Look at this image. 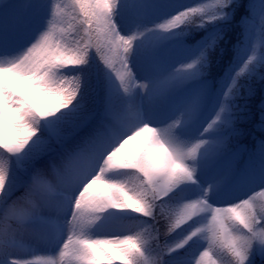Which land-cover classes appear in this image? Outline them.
Segmentation results:
<instances>
[{
  "label": "clouds",
  "instance_id": "obj_1",
  "mask_svg": "<svg viewBox=\"0 0 264 264\" xmlns=\"http://www.w3.org/2000/svg\"><path fill=\"white\" fill-rule=\"evenodd\" d=\"M104 2L112 5L111 15L106 18L102 17L96 7ZM119 3L120 0H45L47 15L42 18V26H38L34 35L14 50L0 48V161L9 160L10 157H26L33 146L43 139L42 132L47 126L64 121L84 107L87 86L84 68L89 66L93 53L102 66L100 71L106 82L109 104L115 103L123 94L127 99L122 104V113L135 114L134 118L126 121L117 117L113 124L107 126L106 132L100 133L98 139L86 143L64 162L60 203L64 209L71 205V213L65 222L67 237L58 250L61 259L65 256L62 249L67 247L65 241L68 236L73 231L81 230L77 209L81 206L82 196L88 198L87 205L94 209L85 230L89 238V229H104L108 226L112 215L109 213L110 209L128 210L155 219L157 201H161L181 184L187 183L190 177L194 180L198 156H208L216 146L214 141L203 138L183 140L177 132L178 128L187 127L195 120L202 103L201 96L193 97L179 114L166 124L154 125L142 120L141 107L133 97V91H121L118 77H113L117 64L119 69L131 74L132 82L137 79L130 63L133 47L116 50L113 45L115 38L123 35L115 19ZM233 4L234 0H199L198 3L187 7L176 4V10L171 15L154 25L156 29L157 25L168 23L171 28L163 32L156 31L153 35L156 38H167V35L181 34L175 30H198L228 20L231 18L229 9ZM243 28V42L238 46V56L242 60L239 70L245 65L247 67L239 75L238 70L232 78L235 83L231 81L229 95L236 89L237 79L241 75L255 72L257 67L264 63V0H251L250 18L243 22ZM210 35L214 43L218 32ZM210 47L211 44H206L201 50L203 56L200 52L187 62L192 63L195 60L193 67L199 75L202 68L207 66L206 53ZM13 79L24 80L36 91L39 89L40 92L48 94L46 98L41 97V111H37L30 93L26 94L13 86ZM189 79L191 78L179 76L174 81ZM158 81H141L138 88L152 99L159 93ZM6 107L18 110L17 119L11 123L14 132L8 134L4 132L8 124L3 118ZM221 107L224 111L220 113L219 119L216 115L213 116L215 124L209 128V121L203 132L228 123V108L224 104H221ZM138 138L146 141L142 147L133 146V142ZM194 147L195 154L192 153ZM159 149L163 151L159 153L158 163ZM80 161H83V167L76 170L74 165ZM110 170H130L137 174L139 183L161 171L170 179L158 194H150L147 200L140 201L135 208H129L120 192L112 189L111 199L121 205L116 208L108 196L100 192L85 191L97 177ZM4 187V179L0 177V193H3L0 200L6 201L4 207L7 208L9 201L13 200H7L10 193H4ZM214 187L218 188V185L205 187L199 197L185 200L174 205L171 211L165 212V236L182 229L201 214H207L199 226L191 227L172 244L153 249L154 237L151 231H145L139 224L130 225L140 229L135 235H140L145 249L148 250L150 264H166V253L184 248L194 237L207 240L208 244V247L199 252L195 264H256L257 257L264 260V188L256 192L261 198L259 200L254 199L252 193L234 203L213 205L208 197ZM77 188L79 190L73 196ZM12 227L16 238L32 236V231L23 222L19 221ZM132 236L106 235L90 239L103 250L104 243L121 245L122 241ZM16 252L14 249L13 253ZM15 256H4L5 264H11L12 257ZM54 264H57L56 260Z\"/></svg>",
  "mask_w": 264,
  "mask_h": 264
},
{
  "label": "rangeland",
  "instance_id": "obj_2",
  "mask_svg": "<svg viewBox=\"0 0 264 264\" xmlns=\"http://www.w3.org/2000/svg\"><path fill=\"white\" fill-rule=\"evenodd\" d=\"M198 2L199 0H120L118 14L115 17L122 34L144 32L142 37H137L134 41L133 54L130 57V63L137 79L131 83V89L133 97L140 104L142 120L154 125L166 124L179 114L187 102L199 95L202 97V103L195 120L187 127L178 128L177 132L183 140L191 141L203 138L216 143L215 148L208 156H198L195 173L197 183L181 184L161 200L165 206H174L185 200L195 199L209 185H218V188L214 187L212 194L208 197L211 204L234 203L259 191L252 184V176L261 181L260 189L264 188V157L256 165H252L250 159L246 157L239 167L238 163L241 158L239 152L228 153L225 146L218 144L213 139L214 128L203 132L204 126L219 110L222 97L221 92L212 90L208 79L199 75L186 81H173L159 90V93L152 99H149L138 88L141 81L164 79L173 73L179 65L187 63L199 55L205 45L209 44L210 33L193 45L187 44L183 40L182 30H175L181 34L167 35V38H156L153 35L154 32L160 31L155 29L154 25L164 17L171 15L176 10L174 7L176 4L187 7ZM46 15L45 0H0V48L14 50L22 46L34 35L38 26H42V18ZM146 29H151V31H145ZM119 67L117 64L116 68L119 69ZM100 68L102 66L99 65L93 53L89 66L84 68L85 75L91 70V81L87 80L84 107L64 121L47 126L42 132L43 139L41 140H48L52 144V152L57 155L53 166L47 168L53 172L44 175L45 193L48 200L43 202L40 211V217L43 219L35 220L31 224L32 236L16 238L15 250L17 252L13 253L16 255L12 257L13 259L37 260L40 258V262H42L51 258L56 260L57 264H69L68 259H61L58 252L67 237L65 222L71 213V205L66 209L59 206L62 200L60 190L64 175V162L83 148L86 143L98 139L100 133L106 132L107 126L113 124L117 117L126 121L134 118L135 115L134 112L122 113V104L127 99L123 94L115 103L109 104L106 82ZM113 77L115 78V72H113ZM11 83L20 91L26 94L30 93L34 103H42L40 93L26 81L13 79ZM121 91L123 92V88ZM4 132L8 134L14 132V129L10 124H7ZM145 142V139L138 138L133 142V146L142 147ZM14 159L19 167V174L12 194L20 189L24 190V185L30 182L32 177L30 172L32 170L24 164L26 159L24 157L19 159L14 157ZM55 166L56 169H54ZM82 167L83 161L74 165L76 170ZM105 175L106 178L123 182L129 187L139 185L137 174L130 170H110ZM97 183L98 186L103 184L102 181ZM78 190V188L75 189L73 196ZM253 196L255 198L258 195L253 193ZM12 199L11 197L10 200ZM19 199L17 197V200ZM33 199L40 203L38 198L34 197ZM2 206L3 204L0 203V207ZM109 213L112 215L108 226L104 229L95 227L89 229L90 238L106 235H130L131 228L127 218L131 215H138L140 225L149 224L148 217H140L139 214L128 210L110 209ZM206 216L207 214H201L182 229H178L179 238L186 234L191 227L199 226ZM15 220L19 222L16 218ZM191 242L195 243L196 249L190 252L191 257L187 263L190 264L192 260V264H195L196 255L208 247V244L207 240L200 237H194L189 244ZM33 252L36 256H32ZM0 264H5V261L0 260Z\"/></svg>",
  "mask_w": 264,
  "mask_h": 264
},
{
  "label": "trees",
  "instance_id": "obj_3",
  "mask_svg": "<svg viewBox=\"0 0 264 264\" xmlns=\"http://www.w3.org/2000/svg\"><path fill=\"white\" fill-rule=\"evenodd\" d=\"M250 5L251 0H234L233 6L229 9L231 12L230 19L222 20L203 29H190L182 34L183 39L188 44L193 45L204 39L208 33L218 32V37L214 43L211 35L209 36L208 43L211 44V47L207 49L206 53L208 63L206 67L202 68L200 75L210 80L213 91L222 93L219 108L221 104L227 106L228 123L221 124L219 128H214L213 139L218 144L225 146L228 153L239 152L241 156L238 163L239 167L242 165V160H246V157L250 159L252 165H256L261 156H264V63L259 65L255 72L241 75L237 79V87L233 93L225 96L232 78L242 66V60L238 56V46L243 42V22L250 18ZM90 71L86 73V80L88 81H91ZM51 147L52 145L48 140H40L27 155L28 162L26 164L34 173L38 170L44 173L49 170L48 167L53 166L57 155L48 152ZM4 161L10 169L11 177L14 185H16L19 170L15 165V159L10 157L9 160ZM244 164L246 163L244 162ZM253 183L256 187L261 185L255 179ZM23 196L24 191L16 192L12 200L16 201L17 197ZM254 199L259 200L261 198L257 196ZM173 207L172 205L165 206L162 202L157 201L154 210L155 219L149 218V224L143 226L144 230H150L154 237L153 249L165 244H172L177 240V230L167 236L164 235L165 212L171 211ZM161 209L165 211L162 212ZM138 218V215L128 217L129 225H140ZM130 228V235L133 236L137 231H140L134 226H130ZM194 245L195 243H191L185 249L166 253V264H184V262H180L181 259L190 256L189 251L195 248ZM198 254L196 258H198ZM3 258L4 256L0 255V259ZM256 264H264V260L257 257Z\"/></svg>",
  "mask_w": 264,
  "mask_h": 264
},
{
  "label": "snow or ice",
  "instance_id": "obj_4",
  "mask_svg": "<svg viewBox=\"0 0 264 264\" xmlns=\"http://www.w3.org/2000/svg\"><path fill=\"white\" fill-rule=\"evenodd\" d=\"M102 15V17H108L111 15L112 5L109 2H104L96 6ZM107 27V25H105ZM171 28V25L168 23H162L156 26V29L161 32ZM145 31H151V29H146ZM144 32H134L130 35H122L115 38L113 45L114 49H127L134 46V41L137 37H142ZM47 39V37H46ZM203 56V52L200 54ZM59 58V57H58ZM195 60L192 63H184L178 66V68L164 79L158 81V89L161 90L164 86L170 84L179 76H185L187 78H192L199 75L193 67ZM247 66L240 68L237 75L242 73ZM115 77H118L121 87L124 92H130L131 89V74L123 71L121 69H116ZM235 83V79L232 81ZM19 90V89H18ZM231 89L225 93V96L229 95ZM37 92L40 93L41 97H47V93L40 92L37 89ZM35 107L37 111H41V104H36ZM17 109L5 108L3 113V118L6 123L10 124L13 120L17 119L16 112ZM224 111V108L221 107L220 111L216 113V118L219 119L220 113ZM215 124V120H211L209 123V128ZM179 151V148L177 149ZM163 150L159 149L157 153V159L159 163V153ZM196 148L194 147L192 153L195 154ZM179 166V165H177ZM107 172V171H106ZM105 172V173H106ZM105 173H102L101 176L97 177L93 181V184L89 186V191L91 193L100 192L103 195H106L111 200V203L116 207L120 208L121 205L116 201L111 199L112 189H117L123 200L127 203L129 208L137 207L138 203L142 200H147L150 194L156 195L159 193L161 187L168 182L170 177L166 176L162 171L156 175L151 176L147 180H141L138 186L129 187L123 182L111 180L106 178ZM0 177L4 179L5 187L4 193H11L14 188V181L10 174V169L7 166L5 161H0ZM98 181H102V186H98ZM188 182L197 183L196 179L189 178ZM24 196L19 200L13 201L7 208L0 207V255L11 256L13 255V250L16 245V236L15 230L11 225L8 224L9 219L16 218L18 221L23 222L25 226L32 231L31 224L35 220H42L40 217V211L43 206V202L48 200L45 195V181L44 173L42 171H36L30 182L27 185H24ZM257 191L253 192L256 193ZM0 196H3V193H0ZM38 198L40 203L36 202L33 198ZM87 197H81V206L77 209L79 213V219L81 220V230L80 232L73 231L71 235L68 236L65 241L67 247L62 249L65 253L64 258L68 259L69 264H150V254L148 250L145 249L143 241L140 235H135L130 237L126 241H122L121 245H113L111 243H104L103 250L101 247H98L96 243L86 235L85 230L87 227V221L89 217L94 214V209L87 205ZM7 200H10V197H7ZM0 203L4 205L6 201L0 200ZM27 206V207H25ZM59 206L62 208V203H59ZM171 251V250H170ZM209 252L211 249L209 248ZM147 253V254H146ZM32 256H36L33 252ZM11 264H54V260L49 258L40 262V258L37 260H19L13 259Z\"/></svg>",
  "mask_w": 264,
  "mask_h": 264
}]
</instances>
